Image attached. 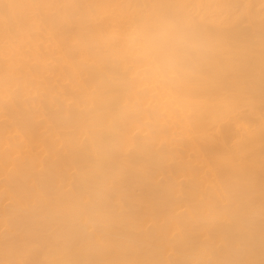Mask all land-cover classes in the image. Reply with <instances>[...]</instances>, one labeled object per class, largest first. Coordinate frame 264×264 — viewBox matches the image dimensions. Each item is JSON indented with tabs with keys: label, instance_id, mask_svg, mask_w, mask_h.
<instances>
[{
	"label": "bare ground",
	"instance_id": "obj_1",
	"mask_svg": "<svg viewBox=\"0 0 264 264\" xmlns=\"http://www.w3.org/2000/svg\"><path fill=\"white\" fill-rule=\"evenodd\" d=\"M0 264H264V0H0Z\"/></svg>",
	"mask_w": 264,
	"mask_h": 264
}]
</instances>
